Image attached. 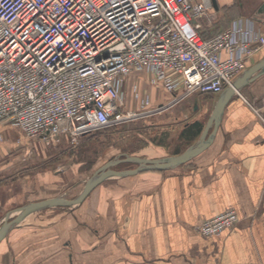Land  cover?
Listing matches in <instances>:
<instances>
[{
	"label": "crops",
	"instance_id": "1",
	"mask_svg": "<svg viewBox=\"0 0 264 264\" xmlns=\"http://www.w3.org/2000/svg\"><path fill=\"white\" fill-rule=\"evenodd\" d=\"M242 17L260 28L264 0H212L199 32L214 36ZM262 59L264 46L235 80ZM252 77L228 101L214 133L210 125L213 140L200 154L170 169L109 177L72 208L31 213L0 242V264H264V128L239 94L264 109V72ZM144 78L149 81L142 71L126 78V107L137 106L138 90L150 97V107L164 108L151 121V138L123 153L151 159L182 154L201 138L225 89L186 94L182 87L172 93L150 81L145 88ZM0 134L7 136L0 141L1 225L29 201L66 196L65 179L74 168L62 171L59 160L39 167L49 156L41 141L10 122H0ZM15 146L33 147L34 156L10 154ZM119 166L114 168H131ZM230 209L240 217L232 229L218 235L197 229L205 219ZM43 211L55 215L46 222L29 219Z\"/></svg>",
	"mask_w": 264,
	"mask_h": 264
},
{
	"label": "built area",
	"instance_id": "2",
	"mask_svg": "<svg viewBox=\"0 0 264 264\" xmlns=\"http://www.w3.org/2000/svg\"><path fill=\"white\" fill-rule=\"evenodd\" d=\"M210 8L212 0H0V122L56 146L161 112L138 90L137 106L126 107L122 86L135 71L172 93H221L264 46V21L242 17L205 37ZM239 94L264 128V109ZM239 219L230 209L197 229L218 235Z\"/></svg>",
	"mask_w": 264,
	"mask_h": 264
},
{
	"label": "rangeland",
	"instance_id": "3",
	"mask_svg": "<svg viewBox=\"0 0 264 264\" xmlns=\"http://www.w3.org/2000/svg\"><path fill=\"white\" fill-rule=\"evenodd\" d=\"M142 81L145 85V88L150 87L149 81L146 78H144ZM202 100L205 101L206 99L202 98ZM156 107L157 106L151 108ZM155 119V114H143L140 118L128 124L111 127L105 130L94 131L87 134L85 137L81 136L78 142L74 144H70V142L67 141L69 140L67 136L64 138V140H62L63 142L61 141V143H58L56 146H49L39 138L30 139L41 141L40 143L42 148L46 151L47 155H49L47 158H42L43 162H39V167L47 168L50 165H56L57 160H59V164L62 165V171H67L68 168L66 169L65 166L69 167V170L70 167L74 168L72 177L65 179L64 187L66 189V197L74 198L84 187V181L97 168L105 164L116 155L118 156L123 152L132 151L135 148L134 146L138 147L139 144H142V142H145L151 138V131L155 133V129L153 128L154 125H152L151 121H155ZM9 130L11 129L5 130V134L9 133ZM17 134L18 133L16 132V135ZM19 137L20 136H18L16 139L18 145L21 143ZM6 138V135L0 134V141H5ZM30 139L28 140L29 142ZM29 145H31V143H29ZM22 149H25V152ZM10 154L33 157L34 149L33 147L29 146L16 147L14 151L10 152ZM42 163L44 164L42 165ZM117 166H119V164ZM133 166L136 165H131V167ZM119 167H121V165ZM115 168L117 167L115 166ZM53 215H55V211H43L32 216L34 218L31 217L29 219H38L40 221L46 222Z\"/></svg>",
	"mask_w": 264,
	"mask_h": 264
},
{
	"label": "water",
	"instance_id": "4",
	"mask_svg": "<svg viewBox=\"0 0 264 264\" xmlns=\"http://www.w3.org/2000/svg\"><path fill=\"white\" fill-rule=\"evenodd\" d=\"M256 72H258V75L264 72V59L260 60L252 67H250L247 71H245L237 80L233 82V85H229L225 88L223 95L216 103V106L208 121V126L201 135V138L182 154L154 159L137 155H129L127 153L119 154L114 159L107 161L105 164L97 168L93 172V174L85 181L84 187L74 198H68L64 195H61L39 199L36 201H29L28 203L18 207L16 209L15 215L11 216L9 213L3 223L0 225V242L14 227L20 224L31 213L50 207L72 208L78 204H81L98 185H100L109 177L129 176L145 170L170 169L182 163H185L193 157L197 156L202 151H204L213 140L212 135H208L210 125H214V133L218 128L221 115L228 101L236 93V91H239L249 81L255 79V77H252V74ZM120 163H132L136 166L125 169H115L114 167Z\"/></svg>",
	"mask_w": 264,
	"mask_h": 264
},
{
	"label": "trees",
	"instance_id": "5",
	"mask_svg": "<svg viewBox=\"0 0 264 264\" xmlns=\"http://www.w3.org/2000/svg\"><path fill=\"white\" fill-rule=\"evenodd\" d=\"M83 137H85V136H83ZM120 165L122 166V165H125V167H128V166H131V165H133L132 163H120Z\"/></svg>",
	"mask_w": 264,
	"mask_h": 264
}]
</instances>
